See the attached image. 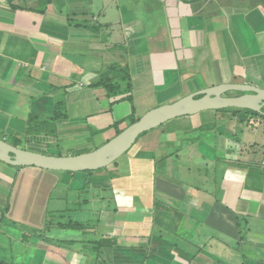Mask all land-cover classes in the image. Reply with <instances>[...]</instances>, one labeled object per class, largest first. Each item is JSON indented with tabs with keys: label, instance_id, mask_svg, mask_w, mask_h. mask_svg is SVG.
I'll list each match as a JSON object with an SVG mask.
<instances>
[{
	"label": "crops",
	"instance_id": "0c3cea01",
	"mask_svg": "<svg viewBox=\"0 0 264 264\" xmlns=\"http://www.w3.org/2000/svg\"><path fill=\"white\" fill-rule=\"evenodd\" d=\"M113 63L129 68L133 100L90 85ZM174 82L177 87L171 88ZM224 83L264 88V0L0 2V116L7 124L0 125L2 135L24 133L32 113L45 117L44 100L61 90L68 114L58 125L61 133L74 127L89 132L93 125L95 134L112 129L115 135L114 124L144 106L135 100L159 92L161 100L179 99ZM124 102H130V112L121 117ZM214 111L220 121L215 127L206 128L191 115L169 135L166 125L146 133L135 155L112 163L105 187L115 207L95 209L83 221V237L62 238V244L56 236L36 232L45 234L40 245L48 252L41 264H264V173L256 172L262 163L248 162L241 150L230 148L235 134L245 135L246 122ZM41 137L29 136L26 142H41ZM201 144L217 150L216 158L234 153L243 159H224L221 176L213 179L214 187L218 178L223 182L216 190L200 192L182 178L172 182L168 174L177 167L186 170L190 162L183 158H211L199 150ZM55 173H43L51 190L60 179ZM0 175L11 177L4 169ZM66 185L73 191L72 181ZM238 218L251 219H244L240 229ZM5 253L0 248V263L24 264L9 261Z\"/></svg>",
	"mask_w": 264,
	"mask_h": 264
},
{
	"label": "rangeland",
	"instance_id": "374dc122",
	"mask_svg": "<svg viewBox=\"0 0 264 264\" xmlns=\"http://www.w3.org/2000/svg\"><path fill=\"white\" fill-rule=\"evenodd\" d=\"M88 40H91V37H87ZM91 42V41H89ZM176 83L171 86V88L177 87ZM60 92L49 95V99L44 100V106L42 113L46 116H50L54 112V105L60 100H63L64 97ZM160 94V95H159ZM164 97V93H154L148 96L147 98H142L139 102L135 100V104L139 103L142 106L141 110H137V115L141 117L148 110L159 106L161 104L171 103L177 100L176 97L172 96L167 98L166 100H161ZM131 102V101H130ZM130 102L120 103L121 111L118 112L121 117H125L130 112ZM160 103V104H159ZM64 109V108H63ZM39 112V111H38ZM222 112V111H220ZM225 113V111H223ZM41 113V111H40ZM41 113V114H42ZM140 114V115H139ZM231 115V113H230ZM193 120L195 122H206L205 127H215L220 123L219 119L217 120V116L215 115L214 110H207L196 115H193ZM188 117L192 116H183L179 118H175L162 126L167 127V134L173 132L175 128L182 127L189 122ZM2 121V122H1ZM5 118L0 116V125L2 127H6L7 124L4 123ZM72 125H78L76 123H70ZM85 125V124H83ZM86 126V125H85ZM89 126V125H87ZM160 126V127H162ZM245 130V135L242 133L235 134L233 136L234 147H230L231 149H239L241 150L242 156H246L243 158L248 162H256L262 163V169L256 171L257 174H261L262 171L264 173V123L262 121L258 122L256 126H251L250 124L242 125ZM0 127V128H2ZM91 130L87 131H79L75 129V127L71 130L69 129V133H61L58 127L57 135H46L44 134H34L29 136H43L41 137L43 141L29 139L24 146L27 149L43 152L47 154H55L58 155L61 153L62 155H67L69 153L77 154L84 151L94 149V146H100L106 142V139H110L113 137L112 129L105 131L102 134H95L96 132L93 130L95 126L90 125ZM121 128L127 127V122H124L120 126ZM158 127V128H160ZM157 128L153 129L156 130ZM217 129V128H216ZM152 131V130H151ZM209 131V130H207ZM1 132V129H0ZM150 132V131H149ZM61 133V134H60ZM148 133V132H147ZM146 134V133H145ZM145 134L141 135L137 142L132 146V148L123 154L118 161H124L126 157L135 155L134 152L131 154L138 146L140 140L145 136ZM6 135V134H4ZM0 133V137L3 136ZM11 134H9L10 136ZM60 136V138H59ZM92 137L94 139H92ZM208 138V136H207ZM33 140V141H32ZM39 141V142H38ZM31 142V144H29ZM215 147L214 145H212ZM195 150V149H194ZM199 150H201L204 154H207L211 158H183L185 161H189L190 163L187 165L186 170L181 172V167H177L172 175L168 173L173 179L172 182L177 181L178 178H182L184 183L188 184L190 187L192 184L198 186L200 192L213 190L216 187L220 188L223 182L218 178L216 187L213 185V179L215 174L217 176H221L223 172L222 165L224 164V159L239 161L243 160L242 158H234L235 155L233 153V158H216L218 155L217 150L212 147L201 144L199 146ZM140 155L139 153L137 156ZM228 156V155H227ZM140 158V157H139ZM127 159V158H126ZM204 161V162H203ZM255 163V162H253ZM228 164V161L225 162ZM259 164V165H260ZM183 165V164H182ZM180 165V166H182ZM164 164L160 166V169L163 171ZM191 166V167H190ZM233 166V165H232ZM163 167V168H162ZM7 170L11 175L10 178L0 175L2 179L0 180V242L4 243L3 246L0 245L1 250L6 248L5 257L9 261H14L15 263H38L41 264L42 260L47 257V253L43 247H41V236L39 234L36 235V232H44L49 236H56V239L62 244V238L68 237L70 239L83 237L84 231H82L79 227H69L68 225L64 228L59 226V222H67L68 220L74 221V226L76 222L86 221L93 216L95 209L99 208H114L116 202H114L112 198V191L108 189L107 184H109L107 175H98L101 170L94 171L96 176H89L86 172H78L79 179H71L67 178V175L63 171H48L47 169H40L37 167H16L9 164H6L0 161V172L2 170ZM103 169V168H102ZM109 169V166H108ZM22 171L20 175L21 179L18 176H15L16 172L19 173ZM27 172L36 173L33 177H25L27 176ZM50 172H58L55 173L57 176H60L58 180V184L55 185L54 189L50 187V183L48 180H44L47 178L43 176V173L50 174ZM103 172V171H102ZM101 174V173H100ZM87 175V176H86ZM158 175L161 177V173ZM66 177V178H65ZM194 179H197L194 181ZM17 180L18 188H15V182ZM72 181L76 182V187H74L71 191L69 187L66 185L67 182ZM85 181L88 184H84ZM259 181V177L254 179L253 183H257ZM206 183V184H205ZM250 183V182H248ZM14 184V185H13ZM177 184V183H176ZM180 185V184H179ZM49 187V188H48ZM42 188V189H41ZM46 188V189H44ZM187 188V187H183ZM206 188V189H205ZM51 192H50V190ZM188 189V188H187ZM19 194L17 193V191ZM218 190V189H217ZM220 190V189H219ZM222 190V189H221ZM220 190V191H221ZM22 191V192H21ZM31 192L29 194L28 192ZM218 192V191H216ZM14 193V194H13ZM143 193V192H142ZM220 193V192H219ZM15 194L17 196H15ZM170 197L169 195L166 196ZM134 202L138 201V197H134ZM173 201L172 204L175 205L177 201L175 199H167ZM8 207L11 211L9 212V217L7 216L8 210L6 211V219L2 220L4 208ZM64 209V212L52 211V216H49V211ZM48 213V214H47ZM49 217V218H47ZM21 219V220H19ZM48 219V220H47ZM250 220L251 218H238V222H240V229H243V224H245V220ZM2 220V221H1ZM32 223V224H31ZM38 229V231H35ZM41 230V231H40ZM157 231V228H156ZM42 237H44V235ZM252 234H254L252 232ZM37 244V245H36ZM57 244L55 245L56 248ZM3 247V248H2ZM79 247V246H76ZM57 249V248H56ZM55 249V254L58 251ZM13 253V254H12ZM3 255V253H1ZM4 257V256H2ZM62 259L61 256H57ZM6 260V259H5Z\"/></svg>",
	"mask_w": 264,
	"mask_h": 264
},
{
	"label": "water",
	"instance_id": "95a60500",
	"mask_svg": "<svg viewBox=\"0 0 264 264\" xmlns=\"http://www.w3.org/2000/svg\"><path fill=\"white\" fill-rule=\"evenodd\" d=\"M231 92L241 93L230 95ZM249 109L264 113V88L246 83H224L156 106L97 148L78 154L55 155L15 146L0 137V161L16 166H35L55 171L80 172L110 166L129 151L141 135L175 118L207 110Z\"/></svg>",
	"mask_w": 264,
	"mask_h": 264
},
{
	"label": "trees",
	"instance_id": "16d2710c",
	"mask_svg": "<svg viewBox=\"0 0 264 264\" xmlns=\"http://www.w3.org/2000/svg\"><path fill=\"white\" fill-rule=\"evenodd\" d=\"M92 87L94 86H100L105 88L109 95L112 96H117L120 95L121 93H127L126 99L133 100L132 95L130 94V90L132 89V80H131V74L130 70L127 66H121L120 64L113 63L106 65L103 70L99 72V75L96 80L92 81L90 83ZM123 98V99H125ZM64 108V109H63ZM220 111H225V112H230L232 118H239L240 121L246 122L247 124H250L251 126H256V124L260 121L264 123V113L261 112H256L253 110L249 109H238V108H227V109H222ZM67 112H66V104L64 101H59L56 104V108L54 110V113L52 116L49 117H42L40 114L37 113H32L27 121V128L24 133H16V134H11L3 136V139H5L7 142L18 146L22 148H26L24 146V143L26 142V139H28L29 135H34V134H46V135H57L58 131V125L61 122L63 118L67 117ZM139 116L136 114V110H134L130 115L125 117L124 119L117 121L115 125V135L120 133L124 128H121V124L124 122H127V126L133 122H135ZM147 133V132H146ZM145 134V133H144ZM114 135V136H115ZM2 138V137H1ZM109 140V139H108ZM107 140V141H108ZM106 141V142H107ZM98 147V146H97ZM95 146V148H97ZM91 151V150H88ZM86 152V151H84ZM82 153V152H81ZM78 154V153H77ZM58 155H62L59 153ZM115 163V162H114ZM99 171L101 170V174H96L99 176L101 175H108V167L103 168V169H98ZM97 171V170H94ZM94 171L88 170V171H80V172H86L89 176H96ZM103 171V172H102ZM66 173L71 174L72 172L66 171ZM87 176V175H86ZM76 182H73L74 187H76ZM88 184L87 181H85L84 184ZM9 210L8 207L4 208L3 211V216L1 217L2 220L6 219V211ZM49 216H52V212L48 214ZM49 218V217H47ZM1 220V221H2ZM48 220V219H47ZM87 224L82 222H76L74 226V221L73 220H68L67 222H59V226L61 228H64L68 225L69 227H79L83 228ZM42 234H40L41 236ZM0 264H8V262H1Z\"/></svg>",
	"mask_w": 264,
	"mask_h": 264
},
{
	"label": "flooded vegetation",
	"instance_id": "af4514ba",
	"mask_svg": "<svg viewBox=\"0 0 264 264\" xmlns=\"http://www.w3.org/2000/svg\"><path fill=\"white\" fill-rule=\"evenodd\" d=\"M239 94H241V93H237V94H232V95H239ZM231 95V94H230Z\"/></svg>",
	"mask_w": 264,
	"mask_h": 264
},
{
	"label": "built area",
	"instance_id": "2783aa9c",
	"mask_svg": "<svg viewBox=\"0 0 264 264\" xmlns=\"http://www.w3.org/2000/svg\"><path fill=\"white\" fill-rule=\"evenodd\" d=\"M0 2H2V0H0Z\"/></svg>",
	"mask_w": 264,
	"mask_h": 264
}]
</instances>
